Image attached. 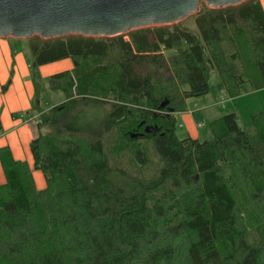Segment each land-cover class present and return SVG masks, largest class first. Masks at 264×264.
Returning a JSON list of instances; mask_svg holds the SVG:
<instances>
[{
	"label": "trees",
	"instance_id": "obj_1",
	"mask_svg": "<svg viewBox=\"0 0 264 264\" xmlns=\"http://www.w3.org/2000/svg\"><path fill=\"white\" fill-rule=\"evenodd\" d=\"M194 17L197 33L30 39L32 69H73L48 79L64 102L40 111L30 145L45 189L0 149V264H264V113L248 127L225 114L206 141L179 138L176 118L214 72L229 98L264 90V9Z\"/></svg>",
	"mask_w": 264,
	"mask_h": 264
},
{
	"label": "water",
	"instance_id": "obj_2",
	"mask_svg": "<svg viewBox=\"0 0 264 264\" xmlns=\"http://www.w3.org/2000/svg\"><path fill=\"white\" fill-rule=\"evenodd\" d=\"M248 0H0V38L53 40L68 36L113 38L170 26L207 8L235 7ZM164 102L161 107H166ZM160 130L147 127L155 136Z\"/></svg>",
	"mask_w": 264,
	"mask_h": 264
},
{
	"label": "crops",
	"instance_id": "obj_3",
	"mask_svg": "<svg viewBox=\"0 0 264 264\" xmlns=\"http://www.w3.org/2000/svg\"><path fill=\"white\" fill-rule=\"evenodd\" d=\"M15 42L16 46L20 48V44L23 41L15 39ZM7 44V41L0 39V47L7 46ZM22 55V52H17L15 60L16 68L19 73L12 79L11 86L8 88L7 92H1V87L6 84L7 78L0 70V125L2 128L0 149L8 148L14 160L26 162L33 172V177L36 175V177H38V173L34 170V160L30 148L33 140V129L31 124L39 118L40 111H47L64 102V99H59L55 104L47 103L44 105L45 108H42L39 100L42 94L40 92V85H43L46 81L45 79H49L55 74L71 71L73 65L69 59H65L40 66L37 68V73L35 74L31 64L29 65L26 61H23L22 66L25 69V73L22 74L18 62V58H22ZM26 65H28L30 71L27 70ZM53 93L58 94L59 92ZM218 93L219 94L214 96V100L216 101L215 104H211V102H208L206 99L191 102L186 101L187 111L176 115L179 129L182 128L184 131V138L202 141L203 135H206L203 133L204 123L210 124L212 121L228 113H236L242 127L251 125L252 116L254 114L259 112L264 113V101L261 102L257 100V96L264 94V90L253 92L245 87L240 97L232 99L226 94L221 83ZM35 97L38 100L36 106L32 104ZM218 99H220L221 105L223 106L221 109L218 108L217 105ZM36 111H38V113ZM21 112H25L26 114L22 118H19L18 113ZM2 174L3 170L0 164V185L5 183V177H3L4 174ZM36 177L34 179L35 184H37ZM39 181L40 187L38 184L37 186L40 190H43L46 187V183H43L41 179Z\"/></svg>",
	"mask_w": 264,
	"mask_h": 264
},
{
	"label": "rangeland",
	"instance_id": "obj_4",
	"mask_svg": "<svg viewBox=\"0 0 264 264\" xmlns=\"http://www.w3.org/2000/svg\"><path fill=\"white\" fill-rule=\"evenodd\" d=\"M259 2L261 3L263 9H264V0H259ZM184 26L187 27L191 32L197 33V28H196V24H195V17L192 16L190 17L188 20H186L185 22H183ZM0 39H4L5 41L8 42L7 46H3L0 47V70L5 74L6 78H7V82L6 84L1 87V92H7L8 88L11 86V82L12 79L16 76L17 73H19V71L16 68V57H17V52H22V58H18V62L20 64V72L23 74L25 73V69L22 66V62L26 61L27 64H31L33 63V56L31 53V41L30 39L28 40H21L23 42H21L20 44V48L18 46H16V42L15 39L13 38H0ZM10 39V40H8ZM128 39V38H127ZM165 55H168V53H165ZM69 61L71 62V64L73 65L72 61L69 59ZM27 66V70L30 71V68H28ZM34 71V73H37V69H32ZM59 74V73H58ZM19 76V74H18ZM38 77V75H37ZM19 78V77H18ZM35 79V78H34ZM46 80V81H45ZM43 85H40V92L42 93L41 96L39 97V100L41 102L42 108H45V104L50 103V104H55V102H57L59 99H64V96L62 93H58L55 94L53 93L50 89H49V85H48V79H45ZM221 80L220 77L218 76V74L216 72L213 73L211 79H210V87H211V91L210 93H208L207 95L200 97V98H191L188 99V102L191 101H196V100H203L206 99L208 102H211V104H215L216 101L214 100V96H216V94H219V85L221 84ZM33 87L35 88V85L33 84ZM19 91V90H17ZM254 95V94H253ZM257 100H260L261 102L264 101V94H260L259 96H257ZM37 98L35 97V99L33 100V105L36 106L37 103ZM217 105L218 108H223V106L221 105L220 99H218L217 101ZM30 111V110H29ZM26 111V112H29ZM38 113V111H36ZM26 113L21 112L18 113V117L22 118ZM36 114V113H34ZM40 116V114H39ZM36 123L37 120H35L31 125H32V129H33V138L36 135ZM180 123V122H179ZM181 126V123H180ZM203 133L206 135H203V138L201 139L202 141H206L209 140L211 138V132H210V125L209 123H204L203 125ZM177 135L179 138H184V131L183 129H177ZM38 173V177H36V183L38 184V186L40 187V179L42 180L43 183H45L44 180V176L43 173L39 170H35ZM154 174V169L150 170L148 172L149 176H152ZM3 175V174H2ZM4 177V176H3ZM34 177V179H35ZM36 187L39 189V187ZM45 189V188H44ZM40 190V189H39Z\"/></svg>",
	"mask_w": 264,
	"mask_h": 264
},
{
	"label": "built area",
	"instance_id": "obj_5",
	"mask_svg": "<svg viewBox=\"0 0 264 264\" xmlns=\"http://www.w3.org/2000/svg\"><path fill=\"white\" fill-rule=\"evenodd\" d=\"M37 121H38V119H37Z\"/></svg>",
	"mask_w": 264,
	"mask_h": 264
}]
</instances>
